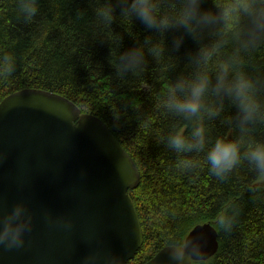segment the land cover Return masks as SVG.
<instances>
[{
    "label": "trees",
    "instance_id": "trees-1",
    "mask_svg": "<svg viewBox=\"0 0 264 264\" xmlns=\"http://www.w3.org/2000/svg\"><path fill=\"white\" fill-rule=\"evenodd\" d=\"M38 3L37 16L25 22L16 0H0V53L10 52L16 58L14 75L0 78V102L22 90L48 91L96 117L113 134L139 173L138 186L128 193L143 243L127 264H145L166 247L169 234L203 224L217 232L218 248L207 264H264V180L245 163L220 182L210 175L203 154L196 174L182 175L175 169L176 154L160 141L173 118L157 104L171 78L190 71L184 60L196 48L191 38L176 54L180 59L167 54L156 61L149 58L141 74L116 80L113 66L118 52L150 35L144 25L124 18H117L112 26L102 25L90 0ZM203 7H211V0ZM81 12L85 13L82 18ZM151 38L163 44L162 37ZM172 38L173 33H168L169 47ZM250 70L264 72V48L252 54ZM232 114L226 105L222 115L209 122L210 143L218 136L236 134L227 123ZM256 136L264 138V127L257 129ZM232 202L240 213L231 233H223L214 218L225 203Z\"/></svg>",
    "mask_w": 264,
    "mask_h": 264
},
{
    "label": "clouds",
    "instance_id": "clouds-1",
    "mask_svg": "<svg viewBox=\"0 0 264 264\" xmlns=\"http://www.w3.org/2000/svg\"><path fill=\"white\" fill-rule=\"evenodd\" d=\"M98 23L112 26L117 18L139 21L150 32L143 42L115 59V78L125 80L141 74L151 61L175 56L186 38L195 43L186 53L187 73L171 78L157 107L173 118L170 130L160 137L176 154L175 169L182 175H195L203 154L211 176L220 182L242 164H247L258 178L264 179V138L256 131L264 127V72L250 70L252 54L264 48V0H90ZM18 14L31 22L39 12L38 0H16ZM82 18L85 13L81 12ZM173 33L171 46L167 34ZM152 35L162 37L163 44ZM121 46V40L119 47ZM16 71V58L0 53V78H10ZM230 106L233 114L227 123L235 129L231 138L218 136L209 142L208 124ZM117 120L119 113H116ZM187 129V131H186ZM240 213L235 203H225L214 222L223 233H231ZM50 226L74 228L68 217L53 218L45 210ZM34 213L27 203L0 211V249L19 250L34 229ZM169 264H207L206 239L196 228L171 233L166 237ZM82 264H124L123 258L104 247L92 248Z\"/></svg>",
    "mask_w": 264,
    "mask_h": 264
},
{
    "label": "water",
    "instance_id": "water-1",
    "mask_svg": "<svg viewBox=\"0 0 264 264\" xmlns=\"http://www.w3.org/2000/svg\"><path fill=\"white\" fill-rule=\"evenodd\" d=\"M138 170L102 121L71 101L42 90H22L0 102V211L25 202L33 232L19 250L0 249V264H82L104 247L132 261L143 243L129 191ZM68 217L74 228L50 226L43 213ZM207 259L218 248L217 232L196 225ZM145 264H169L166 247Z\"/></svg>",
    "mask_w": 264,
    "mask_h": 264
},
{
    "label": "rangeland",
    "instance_id": "rangeland-1",
    "mask_svg": "<svg viewBox=\"0 0 264 264\" xmlns=\"http://www.w3.org/2000/svg\"><path fill=\"white\" fill-rule=\"evenodd\" d=\"M264 179H261V181H263Z\"/></svg>",
    "mask_w": 264,
    "mask_h": 264
}]
</instances>
